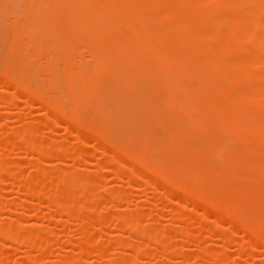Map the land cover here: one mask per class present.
<instances>
[{
  "label": "bare ground",
  "instance_id": "1",
  "mask_svg": "<svg viewBox=\"0 0 264 264\" xmlns=\"http://www.w3.org/2000/svg\"><path fill=\"white\" fill-rule=\"evenodd\" d=\"M27 1L28 6L31 5L29 9L31 7L32 13L29 16L33 17L34 31L36 30L33 31L34 33L30 32L32 29L29 31V37L31 34L33 35L32 38H29V46L31 49L33 48L35 55H32L35 57L32 60L38 61L43 55L52 62L58 56L62 63L64 62L69 68H75L73 65L75 64L81 75L77 80L71 82L73 89L79 90L83 87H90L89 95L86 98L84 96L83 107L89 108L92 102L96 100L100 102L99 99H104L105 102L111 99L110 102L116 105L112 113H106V110L109 111L110 109L103 108L105 112H102L103 109L99 110L95 117L89 120L69 122L63 125L65 129L73 127L80 129L77 147L81 151L79 157L83 156V138L86 135L93 136L97 141H94L95 144L101 148V151L109 152V154L107 153L109 157L105 153L107 161L103 159L102 164L106 162L104 165L109 164L110 166H108L113 167L114 170L120 168V165L121 168L126 165L124 166L125 169L128 166L130 172L126 175V179L127 177H136V179L146 182L144 184H157L160 189V196L167 193L170 197L172 195L176 199L184 200L185 192L195 191L193 197L191 196L185 201L191 200L189 203L192 202L196 206L195 209L199 211L200 218L209 213L215 215V222L211 223L213 225L209 229L211 236L212 234L216 237L222 236L221 239L217 238L224 244L227 243L229 238L226 233L230 234V229L228 228L229 232L222 234L223 232H218L212 228H216V225L221 227L220 223H229L230 220L232 223L229 224H233L231 228L240 229V234H242L240 239L245 241H243L244 245L247 243V247L249 246L251 250L252 248L255 250L254 247H260L263 253L264 70L261 67H264V0ZM89 42L94 44L88 46L92 62V67L88 72L82 65H77L74 62L70 47L75 43L85 46ZM131 44H138V46L133 48ZM7 57L9 58V56ZM9 59L7 60L9 61ZM10 60L12 62L5 61L8 63L6 65L13 63L15 67H12V64L11 67L8 66L11 72L7 70L4 78L6 81H13L12 93L21 92L25 96L24 99L34 100L37 104L36 108L45 113L59 114L60 111H57L61 106L59 101H53L56 105L50 104L47 99L48 94L43 90L44 87L41 84H38L40 86L34 84L38 71L34 73L31 67L29 68L33 71L31 74L29 73L30 70L29 72L26 70L28 67L25 69L26 63H24L25 67L20 64L17 68L18 60V63L15 60ZM28 66L32 65L28 64ZM57 72L60 71H56V74L54 71L52 72L55 74L54 77L58 74ZM64 73L63 75H65ZM27 74L30 76L28 79ZM0 77L2 79L1 75ZM58 77L57 79H59ZM148 78L153 81L143 90L146 86L145 80ZM64 85L61 84V88L62 86L65 87ZM235 121L240 123L239 126L235 129H229V124ZM52 123L55 124L56 121ZM150 126L162 129L166 135L161 136L162 138L157 135L159 139L157 136L153 137ZM27 132L26 128H21L18 133L19 138ZM140 145H142V149L157 151L158 154L141 159L133 158L131 152ZM26 146L33 147V143H27ZM42 146L43 149H40L39 152L40 159L51 156L57 161L60 152L63 151V148L55 150L59 147L55 148L49 143H43ZM18 147L17 151L20 149ZM195 147L199 149L197 153L192 152ZM74 154L73 157L76 159L78 155L77 153ZM2 171L6 175L10 172L7 167L2 168ZM73 174L70 175L69 180L61 179V181L55 182L53 190L47 186L45 189L44 183L36 181L34 178L29 180L10 179L15 180L12 184L16 183L17 186H15L19 190L21 189V192L22 190L25 192H22L23 194H27L26 196L23 195L22 199L29 196L27 199L29 206L34 200L30 199V196L36 197L37 201L41 202L39 204L35 200L37 204L34 206L40 207L46 202L47 205H45L49 206L47 208L49 211H47V216L44 215L47 219L50 218V221L53 220L52 218L55 219L51 214L58 215L60 213L66 216L65 219L73 217L74 220H77L75 225L78 226L76 229L74 225L76 230L74 234H79V239L73 234L77 241H75L76 244L74 242L76 252L78 251L80 256L89 253L87 255L91 254L94 257L97 255L96 258H100V255L101 257L104 256L105 251L103 250L106 248L103 249V246H99L104 245L102 241L103 244L99 243L95 247L96 244L91 245L93 243L89 242V238L87 239L88 235L86 236V234L91 231H89L90 223L88 224L79 212L80 197L64 193L65 190L75 185L73 181L76 179L75 175H79L81 172L77 171ZM215 176L220 177L221 180H215ZM200 177L207 179L201 186L196 181ZM133 178L131 181L134 180ZM183 179L187 181L183 183ZM161 192L163 193L161 194ZM119 194L121 193L115 190L109 199L113 197L116 201V198L121 197L124 200L123 197L126 195L121 194L122 196H120ZM22 199L17 197L15 202H22ZM176 199L177 202L178 199ZM118 200L120 199L118 198ZM221 200H227L226 204H221ZM27 201H23V206H28ZM21 202L17 203L20 207H22ZM7 205L8 203L5 201L1 206L6 208ZM193 206L191 204V207ZM243 212L247 213V216L239 217V214ZM174 213L172 215L171 212V215L174 216ZM203 214L204 216H202ZM180 216V212L175 213V220ZM139 217L138 214H121L116 220L114 219L116 222V226H114L122 232L127 230L128 237L142 236L143 238L145 236L146 241L152 240V243L156 242L159 236L165 232H167L166 234L171 233L174 235L173 237L178 236L173 231L174 228L171 229V227H169V231L168 228L165 231L162 229L161 233L138 228L133 225V221ZM2 219L5 220V223L0 226V237L1 239L7 237V241L3 238V242L12 241V244L15 242V244L19 243V246H24L25 252L22 253L24 259L20 257L23 260L13 264H36L37 262L39 264L41 261L40 254L47 252L46 248L50 239L48 236L56 234V227L62 230L65 226L64 222H66L64 219L65 221H62L61 224L58 222V224L57 221L59 220H55L57 224L54 223L56 226L54 228L56 230L53 227V229H47L44 226L46 229L44 231L42 229V231L45 232L46 237H41L42 235L39 233L31 231L27 227L25 229V224L23 225L21 222L15 223L12 229L11 225L14 220H12L13 223L11 221V224L9 220V223L6 222L4 217ZM180 220L183 218L181 217ZM102 222L104 219L99 218V223L96 225ZM105 222L107 221L105 220ZM9 228L11 229L10 232H8ZM28 228L30 227L28 226ZM72 232L75 231L71 230ZM104 234L101 235L104 236ZM120 234L123 235L124 233ZM107 235L105 237H108ZM182 235H180L182 236L180 240L185 243H188L191 237H193L192 240L195 239V234L184 232ZM113 237H117L118 243L119 236ZM222 238L228 241L224 242ZM122 240H119L118 247H125L128 244L127 241H123L125 244H122ZM233 240L232 242H239H237L236 254L237 252L243 254L244 250V256L248 254L247 252L250 253L248 250L246 252L248 248L236 237ZM1 245L3 244L1 243ZM128 245H126L127 248L135 246L134 244ZM139 247H135L134 251L137 252L134 254L136 256L140 254L141 249ZM124 250L126 249L124 248ZM180 250H177V253H172L174 258L179 256L178 258L183 259L185 257L184 251L181 250V252ZM3 252L0 250V264H8L6 258L10 253L3 255ZM116 254L113 255L119 258L121 252L116 251ZM134 254L132 256L133 261L130 260L132 264H136L137 261ZM206 255H210L213 264L227 263H222L224 260H220L216 254L211 252L206 253ZM80 256L71 255L65 260H59L56 264H81L80 261L83 256L79 258ZM123 257L116 264H130V261L127 262V258L123 259ZM223 258L221 257V259ZM105 263L110 264L109 262ZM111 264L113 263L111 262Z\"/></svg>",
  "mask_w": 264,
  "mask_h": 264
},
{
  "label": "rangeland",
  "instance_id": "2",
  "mask_svg": "<svg viewBox=\"0 0 264 264\" xmlns=\"http://www.w3.org/2000/svg\"><path fill=\"white\" fill-rule=\"evenodd\" d=\"M12 1L0 0V47L3 45V47H1L3 49L0 48V59H2L0 60V75L2 76V79H0L1 80L0 83V96H1L0 97V101H1L0 102V203L1 205L2 203H5V201H7L8 203L6 208L0 205L2 207V208L0 207L1 208L0 220L3 221L2 219L3 217L4 219H6V222L8 223L9 221L11 223V221L14 220V223L13 221H12L13 224L11 223L12 224L11 228L13 225H15V223L18 222L23 223V225L29 224L28 226L30 228H28L27 225L26 226L24 225L25 229L27 227V229H30L31 231H35L40 235H42L41 237H46L44 235L45 232L43 233L44 229L46 228L51 229L52 227L54 228L56 227L54 226L55 224H57L58 222H60L61 224L62 221L66 220V222H64L65 226L63 227L61 225L63 227L62 230L56 227L57 230L54 228L56 230V234L54 232L55 235L48 236L50 239L48 240L49 243L46 248L47 252L44 254L43 253L40 254L39 256V258L41 259L40 263L56 264L59 260L67 259L68 256L71 255L80 256L78 255V251L76 252V247H75V244L77 242L75 239L79 237L78 233H77L78 235L74 234L76 233L75 228L77 229L78 226L75 225L77 223V220H74L73 217L72 218L69 217L68 219H65L66 216L64 214L60 213L57 215L54 213L55 215L51 214L52 217H55V219L52 218L54 222H52L53 220L50 221L51 220L50 218L49 219L46 218L47 211H49L47 209L49 208V206H46L47 205L46 202L43 203V205H40V207L35 205L37 207L36 208L34 204H37L39 200L37 201L36 197L33 196L32 198L30 196V199L32 200L34 199L30 207L27 201L29 196L25 197L27 194L26 195L23 194L25 192L22 190L23 192L22 193L21 189L19 190V188L16 187L17 186L16 183L12 184L15 181L12 180L17 178H21L24 180L27 179L29 180L30 178H34L36 179V181L43 182L45 187L47 186L50 189H52L55 182L57 183L58 181H61V179L69 180L70 175L71 174L74 175L73 172L80 171L81 174L75 175L76 179L73 180L75 185L65 190L64 193L71 196L80 197L78 202L79 212L83 217V219L88 224L90 223L89 224L90 226L88 225L90 229L89 228L88 229L89 231L90 230L91 231L90 233L88 232V234H86V236L88 235L87 239L89 238L88 239L89 242L93 243L91 245L96 244L94 245L95 247L98 246L99 243L101 244L103 242L104 245H99V246H103L102 247L103 249L106 248L103 250L105 251V253H103L104 256L102 255L103 258L101 257V255L100 258H96L97 255L96 257H94L91 254L87 255L89 253H85L83 255L81 254V256L79 257L82 258L83 256L82 260L80 259L81 260L80 262H82L81 264H95V262L96 263L98 262V264L100 263L108 264L105 262H109L110 264L112 262L113 264H116L121 261L124 255L125 256L123 257V259L127 258L126 260L128 262L133 259L132 257L133 254L137 252L134 251L135 247L138 248L139 246H140L139 248L141 249L140 254H137V256L134 254L137 260V261L135 260L136 264H169V263L170 264L172 263L173 264H213L214 260L212 261L213 263H211V258L209 257L210 255H206V253L208 254L209 252L216 254L220 258V260L222 261L224 260L222 263L227 262L226 264H264V252L262 253L260 247H254L255 250L253 248L251 250L249 246L247 247L246 245L247 243H245L244 245L243 243L244 240L241 241L240 239L242 237V234H240L241 231H239L240 229H235L232 227L233 229L236 230V231L234 230L235 231L234 232L233 229L231 228L233 224L230 225L229 223H232V221L230 222L229 220V223L226 222L227 224L224 222L222 224L220 223L221 227H219V225L218 226L216 225V228H212V229H216L218 232L220 231L223 232L222 234L229 232V229L231 233L232 232L234 233V234L226 233V235H228L229 238L228 239L229 241L227 240L228 242L222 238L224 242L225 241L227 242L225 244L228 245H225L223 241L220 240L222 236H217L220 238L218 239L213 234L212 236L210 235L211 233H209L210 232L209 229L210 226L213 225L211 223L215 222V215L214 214L211 215L209 213L207 215L205 214L206 215L205 217L200 218L198 214L199 211L195 209L196 206L192 202L191 204L192 206L193 205L194 206L191 207V204L189 203L191 200L189 202L185 201V199L191 198V196L193 197V193L195 191L192 190L189 192H185L184 193L185 198L183 196L184 200L183 199L179 200V198H177L178 201L176 202L175 201L176 198L171 194H170L171 197L172 198L174 197L175 199L174 198L172 199L167 193L165 195L163 192H161V194L163 193L162 195L164 196L161 195L162 196L161 197L159 192L160 189L159 187H157V184L147 183L148 184L147 185L144 184L146 182H143L142 180L140 181V179H136V177L133 178L130 175L129 177L133 178L134 180L131 181V178L128 177L127 179H129L130 181L127 180L126 175L129 174L130 171L128 170L130 168H128L127 166L126 168L127 170H126L124 167L126 165L124 166L122 165L123 166L122 168L120 165L119 166L120 168H118L119 170L118 169L114 170L113 167H109L110 166L109 164H108L109 166L104 165L106 162L105 163L103 162L102 164V160L106 159V154L107 153L109 154V152L107 153L105 152L106 153L105 154L103 152L104 150L101 151V148H99V146H97L94 142L96 141L95 138H93V136L91 135H86L83 138L84 140V144L82 146L83 156L79 157L81 151L77 147L79 144L78 137L80 135V129L78 127L65 129L63 125H66L69 122L75 123L79 121L81 122L83 120H89L90 118L95 117L97 112H99V110H102L103 108L110 109L109 111L106 110V113L107 112L112 113L114 112L113 110H115L114 107H116V105L115 103L110 102L111 99L106 102L104 101V99L103 100L99 99L100 102H97L98 100L92 102L89 108L83 107L85 102L84 96L86 98L89 95L90 87H83L80 88L79 90H75V88L73 89V85L71 82L77 80L81 75L79 69H77L75 64L72 63L75 66V68H69L65 65L64 62L62 63V61L58 58V56H56L55 60L52 62H50L48 58H45L43 55L41 59L38 61L36 59L32 60V58L34 59L35 57L32 56L34 55V50H32L33 48L31 49V46H29V38L30 37L32 38L33 35L31 34L30 37L29 35L30 32L34 33L36 30L34 31V23L32 19L33 17L31 18L29 16V14L32 13V11H30L31 7L29 9V6L31 5L28 6L27 0H16V2H14L15 0ZM90 44L93 45L94 43L89 42L88 44H85V46L79 43H75L73 46L70 47L71 57L73 58L74 62L77 65H82V67L86 68V71L88 72L92 67V62L88 52V46ZM137 46L138 44H131V47L133 48ZM43 51H46V49L45 50L43 49ZM11 55L12 57H10ZM7 56H9L10 59L15 60L16 62L18 60L19 63L17 62L18 64H16L17 68L18 65L20 64H22L21 65L22 67L23 65L25 67L26 65L24 63H26L27 66L25 67V69L28 67V69L26 70H28V72L30 70L29 73L32 74L33 71L34 73L35 71H38L36 73L38 74L36 76L38 78L35 77L34 80L36 81V83L34 81V84L37 85L41 84V86L44 87V89L42 87L41 88L45 92H47L48 94L47 99L50 102V104L54 105L55 103H53V101L56 100L59 101L61 105L60 108H58L57 110L60 111L59 114L54 112L53 114L51 112L45 113L40 109L36 108L37 104H35L34 100H29L26 98L28 101H30L28 102L26 99H24L25 96L21 92L17 91L16 92L17 94H15V92L14 94L12 93L13 81L12 80L6 81V79L4 78V74L7 73V70L11 72L8 66H10L11 64L12 67L14 66L13 63H9L10 65H6L8 63H5V61L9 59ZM10 59L9 61L7 60L6 62H12ZM34 61L37 62L35 63ZM28 64L32 66H28ZM29 68L33 69V71ZM261 69L264 70V67H261ZM65 70L68 71L66 72ZM53 71L55 74L56 71H60L59 73L57 72L58 73L57 75L59 76L60 74V76H64V77L60 78V76L58 77L57 75L56 77H54L55 74L52 73ZM24 73L26 74L27 72ZM63 73L65 75H63ZM57 77L59 79H57ZM28 78H30V76H28L27 79ZM64 79L68 84L64 81ZM152 81L153 80L151 78L146 79L145 80L146 86L143 88V90L146 89V87L150 85ZM21 83L24 84L23 82ZM61 84H65L64 85L65 87L62 86L61 88ZM49 88L51 89L49 90ZM1 98L4 100H2ZM104 109L102 110V112H105ZM53 121H56V123L53 124L52 123ZM239 124L240 123L237 121L232 122L231 124H229V129H235L237 126H239ZM21 128H26L28 132L24 136L22 135L20 139L18 133ZM150 128L152 129L151 133L153 137L158 135L160 136V138H162L161 136L166 135V133L164 131L162 132V129L160 128L151 127V126ZM162 133L163 135H161ZM157 139H159V137ZM27 143L28 144L33 143V147L32 146L30 148L27 147L26 146ZM43 143H49L51 144V146L55 148L59 147L58 149L55 150H60L61 148H63V151L60 152V156L58 158L59 161L58 160L55 161L56 159L54 158L55 159L54 160L51 156H50L51 158L48 156L46 158L44 157V159L42 158L40 159L39 152L43 149L41 148ZM142 145L138 146L131 152V156L133 158L141 159V158L156 156L158 154L157 151H149L142 149L143 148ZM17 147L20 148L18 149L19 151L21 150L20 152L17 151ZM198 151L199 149L196 147L192 149L193 153H197ZM74 153H77L78 155L76 159L73 157V155H75ZM36 158H38L39 160L38 159L36 160ZM105 161H107V159ZM4 167H7V169L10 170L8 175L3 173L2 168ZM10 178L13 179L11 180ZM214 179L221 180V178L218 176H215ZM185 181L187 180L183 179V183H185ZM196 181L197 183H199V186H201L207 181V179L200 177ZM67 182L69 183V181ZM47 187L45 189H47ZM114 189L118 190V192L121 193L122 195L125 194L126 198L123 197L124 198L123 200L121 197H118L120 200L116 198V201L113 197L109 199L110 196L114 193L115 191ZM112 190L114 191L112 194H110ZM21 193L22 195L20 196ZM121 194L119 195L122 196ZM23 195H25L24 196L25 199H22ZM85 196H87V198H85ZM17 197H20L22 199V202L19 200L21 202L22 207H26L23 206L22 204L24 200L27 201L28 206L26 208H22L18 206L19 204L17 203L20 202L17 201L15 202V200H17ZM151 198L153 201L151 200ZM32 200L29 201L31 202ZM226 202L227 200L220 201L221 204H226ZM38 203L40 204L41 202ZM24 205H26L25 202ZM165 206L168 207L166 208ZM171 212L172 215L174 212L175 213L180 212L181 216L175 220L174 217L175 213L174 216H172ZM141 213L142 215H139ZM118 214L119 215L138 214V216L140 217L135 221H133V225H135L136 227L144 228L145 230L147 229L148 231L151 232L159 231L160 233L162 232L161 231L162 229L163 231H165L168 228L169 231V227H171V229L174 228L173 231H175L179 237L178 236L173 237L174 235H172L171 233L168 232V234H166L167 232H165L161 234V236H159L156 242L153 243L152 240L146 241L145 236H143V238L142 236L141 237L132 236V238L128 237L129 235H127L126 233L127 230L126 232L125 231L122 232L117 227H115L116 226L115 220L119 217ZM48 215H50V212H48ZM202 216H204V214ZM245 216H247V213L245 212L239 214V217L243 218ZM181 217L183 218V220H180ZM99 218L104 219V222H102L103 224L105 223L104 225L102 223L96 225V223L97 224L99 223ZM57 219L59 221H57ZM107 219L110 220L108 221ZM55 220L57 221V223H55L56 222ZM105 220L107 222H105ZM177 220H180L181 222ZM1 221H0V226H2L3 223H5V220L2 222V224ZM31 224H33V226H30ZM74 225L76 226L75 228ZM44 226L46 228H44ZM206 228L208 229V231H206L207 230ZM8 230H9L8 232H10L11 229L9 228ZM71 230L75 232L71 233ZM101 231L108 234L107 235L108 237H105L106 234H104L103 232L101 233ZM99 232L101 234H104V236L101 235ZM184 232L186 233L188 232L189 234H193V235L195 234V239H193L194 241L192 240L193 237H191V239L189 240L190 243L189 242L185 243L184 241H181L180 238H182L183 236L182 234ZM120 233L122 234L124 233L123 234L124 236L121 235ZM206 233H208L209 235H207ZM73 234L76 236V238L75 236H73ZM115 235L119 236L118 243L123 239L122 242L127 241L128 244L130 243V245L134 244L135 245L133 246L134 248L133 247L127 248L126 245L128 244H126L125 247L122 246L126 250H124V248L120 246L118 247L117 245L118 243L116 239L117 237L116 238L113 237ZM232 235L234 240L235 237L238 240L240 239L239 241H241L243 245L246 246L248 249H246L245 247L242 248H245L246 252L247 250L250 251V253L247 252L248 254L244 256L243 254L245 250L243 251L242 254V252L238 249L241 253L239 254L237 252L236 254L235 251L238 241L232 242L233 240ZM229 236L232 238V240ZM3 238L6 240L7 237H2V239L0 237V242L3 244L0 246V250H2V252L4 251L3 255H8L10 253V255H8L6 258L7 263L13 264L22 261L24 259L22 255L24 251L23 248L24 246L23 245L19 246V243H16L17 244L16 245L15 242H13L12 244L11 243L12 241L6 242L7 240L3 242ZM124 242L122 244H125ZM242 243H240L241 244L240 246H242ZM73 244L74 247L72 246ZM165 247H167L166 250H164ZM179 249H181L182 251H184V253L187 254L185 255L183 253L185 259L178 258L179 256L177 258L173 257L174 254L172 255V253L173 252L177 253L178 252L177 250ZM9 250H13V251H9ZM163 250L164 253H162ZM116 251L119 253L121 252V254H119V258H117L118 256L116 254ZM155 252H157L156 255ZM113 254H116L117 257ZM20 257H23V259ZM221 257L224 258L221 259ZM186 258H188V260H186ZM129 263L132 264L131 261ZM36 264H38V262Z\"/></svg>",
  "mask_w": 264,
  "mask_h": 264
}]
</instances>
